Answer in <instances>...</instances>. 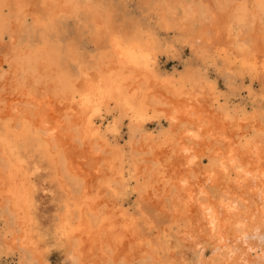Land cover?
<instances>
[{"label":"bare ground","instance_id":"6f19581e","mask_svg":"<svg viewBox=\"0 0 264 264\" xmlns=\"http://www.w3.org/2000/svg\"><path fill=\"white\" fill-rule=\"evenodd\" d=\"M130 1L0 0V254L189 264L188 248L196 263L264 264V0H141L194 55L176 74L159 62L172 43ZM209 61L228 86L249 77L257 107L222 101ZM38 191L58 200L52 226Z\"/></svg>","mask_w":264,"mask_h":264},{"label":"rangeland","instance_id":"374dc122","mask_svg":"<svg viewBox=\"0 0 264 264\" xmlns=\"http://www.w3.org/2000/svg\"><path fill=\"white\" fill-rule=\"evenodd\" d=\"M207 1H208L207 6L209 9L214 10V11L219 10V13L222 11L221 9L222 6H216V4L218 3L217 0H207ZM140 2L141 0H133L129 2L128 6L138 15H146L145 13H148L146 16H149V13L151 12L147 10L144 3L142 2L140 3ZM186 4H190V0H187ZM139 10H141L143 13ZM145 10H147V12ZM149 17H150L149 18L150 25L155 31L157 30L156 32H158L159 38H162L161 40L165 38L168 43H172L173 45L172 47H169L168 51H166L165 53L163 51L159 55V62H160L163 72L165 74H169V73L176 74V73L182 72L189 65L191 60L194 59V55H192L188 45L187 44L185 45V43H183L182 38L181 40H179L180 38L178 39V36L183 37V34L181 32L179 34L178 32L174 30H168L166 32L159 25L157 26V23H156L157 17L154 13H151ZM71 24L72 23H68L69 26ZM88 36L89 34L88 32H86L85 37L82 40V48L80 50L85 57L87 55L94 54L95 52L98 51V49L95 48L94 44L89 41L90 38ZM11 47L12 46L10 44L9 37L7 36L5 40L3 41V43H1L0 45V61L4 60V55L10 52ZM83 59L88 61V57L83 58ZM4 64L6 63L4 62ZM206 66H207L208 76H210V78L212 79H215V82H217L219 86L220 93L222 94L221 95L222 101H224V97H228V99H230L229 101L230 105L241 107V108L245 107L247 108V110H250V111L252 110V106H254L253 109L257 107V104L250 103V100H248V96L246 93L247 86L251 84V80L249 79V77H245L243 79L235 78V81L233 82V84L228 86L225 83V80L223 79V77L221 76V71L218 69L220 67V63H219V66H214L212 62L209 61V64L207 63ZM5 68H7V66ZM252 84H254V88L257 92L258 91L261 92L260 87L256 81H253ZM259 105L261 106V108H259V112H261L263 110L264 104L260 103ZM262 114H263L262 120L264 121V111H262ZM152 127H156V124L152 125ZM122 128H123L122 131L124 135L127 137L128 135L127 124H122ZM128 199L131 204L135 200L134 196H131ZM36 201H37L36 202L37 205L35 209V215L38 217L43 227H49L55 224L57 220L56 218L57 214L59 213V210H60L57 198L49 194H43L42 191H38L36 194ZM52 246L53 247L49 246L48 248L49 263L50 264H64V263H61L63 261L61 254L57 251V249H55L54 245ZM186 249H184L181 252V257L183 256L184 258L187 257L186 258L187 263L189 262V264H201V262L206 259L207 253L204 256L205 258L203 257V260L201 262L196 263L194 261V255L192 251L188 248ZM15 262H16V258L7 257L3 253L0 254V264H15Z\"/></svg>","mask_w":264,"mask_h":264}]
</instances>
